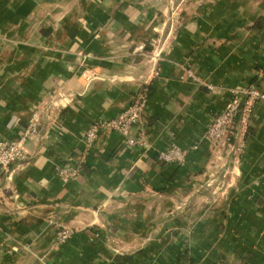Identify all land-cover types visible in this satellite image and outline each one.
<instances>
[{
  "label": "crops",
  "instance_id": "0c3cea01",
  "mask_svg": "<svg viewBox=\"0 0 264 264\" xmlns=\"http://www.w3.org/2000/svg\"><path fill=\"white\" fill-rule=\"evenodd\" d=\"M263 76L264 0H0V142L68 101L0 169V264H264V103L242 139H203L229 90ZM143 88L148 148L101 131L84 154L90 125ZM171 144L183 164L160 159Z\"/></svg>",
  "mask_w": 264,
  "mask_h": 264
},
{
  "label": "built area",
  "instance_id": "2783aa9c",
  "mask_svg": "<svg viewBox=\"0 0 264 264\" xmlns=\"http://www.w3.org/2000/svg\"><path fill=\"white\" fill-rule=\"evenodd\" d=\"M153 75L158 76L159 71L154 70ZM94 76L95 72L90 68H85L81 73L86 83L90 82ZM229 94L230 97L224 109L212 119L203 133V139L215 148H219L225 142L231 143L239 138L242 139L247 134L256 104L264 103V89L260 84L231 88ZM148 97V90L140 89L133 95L129 105L116 117L94 121L82 138L84 154L93 150L101 131L118 133L129 148L147 149L149 141L145 109ZM63 101L64 104L68 103L62 94H59V97H52L49 101L42 100L34 107L19 138L0 142L1 170L9 171L27 160L28 143L38 136L43 121L53 113L54 109L63 105ZM240 150V147L234 150L235 163L239 161ZM189 152V149H182L177 144H171L160 152L159 157L166 164H183ZM79 172L80 163L74 164L69 161V164L59 167L56 174L61 181L67 182ZM72 233L73 231L69 228L59 229L56 241L64 243Z\"/></svg>",
  "mask_w": 264,
  "mask_h": 264
},
{
  "label": "trees",
  "instance_id": "16d2710c",
  "mask_svg": "<svg viewBox=\"0 0 264 264\" xmlns=\"http://www.w3.org/2000/svg\"><path fill=\"white\" fill-rule=\"evenodd\" d=\"M262 82L264 83V76L262 77ZM255 81H257V79L255 78L254 80H253V82H255Z\"/></svg>",
  "mask_w": 264,
  "mask_h": 264
}]
</instances>
